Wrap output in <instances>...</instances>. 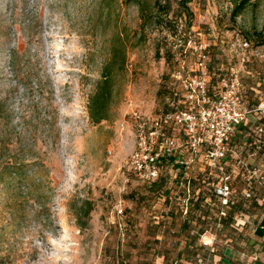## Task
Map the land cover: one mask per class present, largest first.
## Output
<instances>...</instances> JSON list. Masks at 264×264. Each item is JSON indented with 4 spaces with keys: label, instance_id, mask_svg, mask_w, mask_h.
I'll return each mask as SVG.
<instances>
[{
    "label": "rangeland",
    "instance_id": "rangeland-1",
    "mask_svg": "<svg viewBox=\"0 0 264 264\" xmlns=\"http://www.w3.org/2000/svg\"><path fill=\"white\" fill-rule=\"evenodd\" d=\"M158 1L0 0V264H202L210 254L128 170L130 115L163 108L179 32L250 41L247 67L233 65L250 103L264 100V0L235 18L240 0H191L192 17L180 0ZM111 60L107 118L94 123L90 101ZM252 209L245 231L217 232L215 259L261 253L264 212Z\"/></svg>",
    "mask_w": 264,
    "mask_h": 264
},
{
    "label": "built area",
    "instance_id": "built-area-1",
    "mask_svg": "<svg viewBox=\"0 0 264 264\" xmlns=\"http://www.w3.org/2000/svg\"><path fill=\"white\" fill-rule=\"evenodd\" d=\"M168 48L170 92L159 112L131 113L134 149L127 167L142 184L162 181V200L183 218L211 208L215 225L201 244L213 249L237 189L251 199L254 184L264 188V164L256 163L264 155V100L250 103L233 65L247 67V39L222 35L207 43L199 32H179Z\"/></svg>",
    "mask_w": 264,
    "mask_h": 264
},
{
    "label": "trees",
    "instance_id": "trees-1",
    "mask_svg": "<svg viewBox=\"0 0 264 264\" xmlns=\"http://www.w3.org/2000/svg\"><path fill=\"white\" fill-rule=\"evenodd\" d=\"M191 0H180V6H182L186 11H188V14L190 17H192V13L189 11L188 8V3ZM251 0H240L236 5L234 6L232 15L235 17L239 16L243 10L245 9L246 5L250 2ZM159 1L157 0L156 4ZM163 11L166 13L169 12V7L162 6ZM264 44V41H263ZM169 53V52H168ZM114 55H117L115 53ZM113 64V60L110 62L106 63L105 66L102 69L101 73V80L99 81L97 85V89L90 101V107H89V114L90 118L94 123H100L102 120L107 118V107L110 103L111 97H112V89H113V73L111 70V66ZM169 83V82H168ZM258 86H261V83H258ZM255 90V89H253ZM170 92L169 84L166 87L165 91V96H164V104L165 99L167 95ZM245 97L246 92H244ZM248 99V98H247ZM259 103V101L257 102ZM256 103V104H257ZM147 185L151 188H157L160 190L161 194V199H163V196L166 195V190L164 189V183L161 182H155L151 184H143ZM254 197L251 199H245L243 196H241V191L238 188L237 191L235 192L238 197L235 198V202L231 203L229 208H228V215L222 220V228L220 231L225 230L226 228H232L234 231H239L243 232L245 231L248 221L245 222L244 224H240L237 226V220H240L244 217H249L250 210L253 208L254 210L260 209L262 212H264V201L262 203L259 202L260 199L264 197V188L257 186L254 184ZM263 190V191H262ZM261 191V195L259 192ZM163 205L166 208V213L169 216H173L175 213L173 212L175 210V207L173 205H169L167 201H163ZM216 207V206H213ZM195 208H200V205L197 204ZM252 209V210H253ZM210 209L207 208H202V212L199 214H189L187 217L183 219V222L180 226L181 229L190 231L192 229L198 230V236H202L204 233L210 232V230L213 228L215 225V220L216 217L213 213L210 212ZM178 215V214H175ZM181 216V215H180ZM182 217V216H181ZM195 217V218H194ZM262 226V227H261ZM168 229L172 228V225L164 226ZM255 233L256 235L263 237L264 236V217H261L258 222L257 226L255 228ZM236 241V240H235ZM203 248L204 245H201ZM188 249V244L185 247ZM210 254L208 252L204 254L203 256L198 255V259L200 263L202 264H225V257L220 255L218 256L219 259H215L217 255H214L213 253L215 252V248L210 249L208 248ZM235 252V251H234ZM260 252H264V246L263 249ZM212 255L213 258H212ZM232 262L230 264H235L236 261L234 259V256L232 258ZM243 264V263H242Z\"/></svg>",
    "mask_w": 264,
    "mask_h": 264
},
{
    "label": "crops",
    "instance_id": "crops-1",
    "mask_svg": "<svg viewBox=\"0 0 264 264\" xmlns=\"http://www.w3.org/2000/svg\"><path fill=\"white\" fill-rule=\"evenodd\" d=\"M240 244L242 245L243 243H240ZM251 251L252 252H249L247 250V253H248L247 255H244V254H241L240 252L235 251L233 254L234 259L236 261L235 264H242V263L243 264H264V252H261V253L254 252L253 253V250Z\"/></svg>",
    "mask_w": 264,
    "mask_h": 264
},
{
    "label": "bare ground",
    "instance_id": "bare-ground-1",
    "mask_svg": "<svg viewBox=\"0 0 264 264\" xmlns=\"http://www.w3.org/2000/svg\"><path fill=\"white\" fill-rule=\"evenodd\" d=\"M58 70H60V68H58Z\"/></svg>",
    "mask_w": 264,
    "mask_h": 264
}]
</instances>
